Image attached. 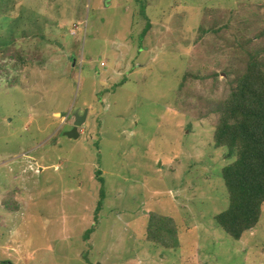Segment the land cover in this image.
Listing matches in <instances>:
<instances>
[{
	"label": "rangeland",
	"instance_id": "1",
	"mask_svg": "<svg viewBox=\"0 0 264 264\" xmlns=\"http://www.w3.org/2000/svg\"><path fill=\"white\" fill-rule=\"evenodd\" d=\"M262 47L264 0H0V264H264V204L239 239L213 219L230 159L212 141Z\"/></svg>",
	"mask_w": 264,
	"mask_h": 264
},
{
	"label": "trees",
	"instance_id": "2",
	"mask_svg": "<svg viewBox=\"0 0 264 264\" xmlns=\"http://www.w3.org/2000/svg\"><path fill=\"white\" fill-rule=\"evenodd\" d=\"M145 26L149 29V22ZM21 51L7 56L22 65L25 62ZM0 53L4 55L3 50ZM212 141L225 148V156L230 159L220 170L227 206L213 219L227 235L239 239L259 222L264 204V47L253 50L222 98ZM94 173L99 178L100 171L96 169ZM100 182L95 213L104 198L103 181ZM147 217L145 239L173 247L178 235L173 218L154 213H147Z\"/></svg>",
	"mask_w": 264,
	"mask_h": 264
},
{
	"label": "water",
	"instance_id": "3",
	"mask_svg": "<svg viewBox=\"0 0 264 264\" xmlns=\"http://www.w3.org/2000/svg\"><path fill=\"white\" fill-rule=\"evenodd\" d=\"M88 108L84 107L81 113L77 111H73L71 113V128L67 131H64V134L68 138H77L79 136L78 128H80L83 123H85L87 118Z\"/></svg>",
	"mask_w": 264,
	"mask_h": 264
},
{
	"label": "crops",
	"instance_id": "4",
	"mask_svg": "<svg viewBox=\"0 0 264 264\" xmlns=\"http://www.w3.org/2000/svg\"><path fill=\"white\" fill-rule=\"evenodd\" d=\"M128 73H130V72H128ZM119 83H121V82H119ZM85 106V105H84ZM83 107V106H82ZM87 108H88V113L90 112V110H91V107H89V106H87ZM88 113H87V115H88Z\"/></svg>",
	"mask_w": 264,
	"mask_h": 264
},
{
	"label": "built area",
	"instance_id": "5",
	"mask_svg": "<svg viewBox=\"0 0 264 264\" xmlns=\"http://www.w3.org/2000/svg\"><path fill=\"white\" fill-rule=\"evenodd\" d=\"M75 28H76V26H74L70 32H72V33H73V32H74V30H75Z\"/></svg>",
	"mask_w": 264,
	"mask_h": 264
},
{
	"label": "flooded vegetation",
	"instance_id": "6",
	"mask_svg": "<svg viewBox=\"0 0 264 264\" xmlns=\"http://www.w3.org/2000/svg\"><path fill=\"white\" fill-rule=\"evenodd\" d=\"M64 123H66L65 121H64ZM69 128H71V124H70V127ZM79 129V128H78Z\"/></svg>",
	"mask_w": 264,
	"mask_h": 264
},
{
	"label": "clouds",
	"instance_id": "7",
	"mask_svg": "<svg viewBox=\"0 0 264 264\" xmlns=\"http://www.w3.org/2000/svg\"><path fill=\"white\" fill-rule=\"evenodd\" d=\"M80 129H78V131H79Z\"/></svg>",
	"mask_w": 264,
	"mask_h": 264
}]
</instances>
